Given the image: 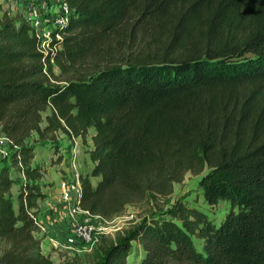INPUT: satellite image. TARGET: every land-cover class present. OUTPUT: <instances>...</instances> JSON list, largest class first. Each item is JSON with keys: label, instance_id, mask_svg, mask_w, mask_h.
<instances>
[{"label": "trees", "instance_id": "1", "mask_svg": "<svg viewBox=\"0 0 264 264\" xmlns=\"http://www.w3.org/2000/svg\"><path fill=\"white\" fill-rule=\"evenodd\" d=\"M65 1L70 17L47 54L24 19L0 15V132L14 147L0 167V264H55L36 234L43 170L26 139L84 140L90 128L80 202L91 213L112 219L205 165V201L230 204L218 224L177 201L101 235L96 264H128L137 241L133 264H264V0ZM133 21L149 42L117 53L114 37ZM51 60L63 81L50 78Z\"/></svg>", "mask_w": 264, "mask_h": 264}, {"label": "rangeland", "instance_id": "2", "mask_svg": "<svg viewBox=\"0 0 264 264\" xmlns=\"http://www.w3.org/2000/svg\"><path fill=\"white\" fill-rule=\"evenodd\" d=\"M8 0H0V15L3 12H9L10 15H15L17 20L23 19L22 17V4H16L15 9H12L10 4L6 5ZM16 2L17 0H12ZM19 1V0H18ZM26 2V0H24ZM22 1V2H24ZM46 3V14L49 18L52 15L57 13V9L59 7V3L61 0H43ZM139 22L134 23L128 22L125 25L123 31L120 32L119 36L114 37V44L116 48H118L117 53L125 54L127 51H130V54L136 53L139 50L145 49L143 45H146L149 42L150 35H146V33H141L139 30ZM48 24V23H47ZM51 74L50 78H54L57 76L60 81H63L66 78L65 74L61 73L60 68L55 64L52 63L51 65ZM54 75V76H53ZM46 112H49L47 110ZM45 122H42L44 125ZM93 129L90 128L87 131L85 139L83 140L81 136L78 138L83 140V147L82 151L87 152V148L89 146V140L91 139V133ZM1 133V132H0ZM69 138V136H67ZM70 139V138H69ZM54 140V141H53ZM26 142L28 145L33 146V153L35 150L34 155H36V159L38 163H34L33 165H39L44 172H47V155L52 148L53 150V158L54 162L57 161L56 159L59 155L56 153V149L60 146L58 140L55 139V134L53 138H50L49 134H45L42 138H39L36 133H32L27 139ZM92 142V141H91ZM73 147V144H72ZM51 148V149H50ZM88 153V152H87ZM62 154V153H61ZM60 154V155H61ZM77 156V152H76ZM89 158V156H88ZM87 157H83L78 159L77 161L80 163V170L86 167L89 168L90 162ZM33 159V158H32ZM31 159V162H32ZM39 159V160H38ZM4 165V161H0V167ZM42 165V166H41ZM210 170V167L205 165L202 169H195V170H188L185 172L183 178L179 182H175L173 184L172 192L167 195H160V194H149L145 199L142 201L132 203L127 205L121 214H126L127 218H119L116 221L110 223V225H114L119 227L117 231H109L108 234H105L112 239L118 234H121L123 231L128 229L129 227L133 226L135 223L139 222L143 218L148 217H163L166 214L167 209H169L175 202L180 201L184 205L188 207H196L207 214L211 220L215 221V223H219L220 220L224 217L226 212L230 209V204L225 201H218L216 204H209L205 201L202 195V189L200 187V179L202 176ZM20 171H17L15 168L10 169V174L12 177H19L18 179L22 180L20 176ZM42 173V175H43ZM99 179V178H98ZM60 178L57 180V184H59ZM47 186V183H43L42 185V192L44 193V197L47 196L46 191L47 189L43 188ZM19 186L18 184L13 185L11 188V192L13 194V205L17 209L18 201L16 200V194L18 192ZM42 199V198H39ZM37 212V210H36ZM62 223L65 225L62 231V235L51 237L50 240H47V231L48 228L46 225V231H38L37 236L41 238V241L45 244V254L49 255L50 259L55 264H96L97 261L102 257L100 250L97 247H93L91 250H86L83 247V243L76 238L71 225L68 224L67 217H62ZM53 240V243H52ZM47 241L50 243V248L47 252L46 244ZM99 241V240H98ZM196 244L200 245V240L195 239ZM133 250L131 254L127 256V263L133 264L142 254V249L140 243L134 242Z\"/></svg>", "mask_w": 264, "mask_h": 264}, {"label": "built area", "instance_id": "3", "mask_svg": "<svg viewBox=\"0 0 264 264\" xmlns=\"http://www.w3.org/2000/svg\"><path fill=\"white\" fill-rule=\"evenodd\" d=\"M46 3L43 0H26L22 17L29 25L30 32L38 40V50L44 54L54 51L57 46L53 40H61L62 34L56 29L68 22L71 14V8L65 0H61L57 13L49 18L46 14ZM48 23V24H47ZM53 63V60H51ZM78 136H69L73 144L71 156L65 157L63 154L61 164L66 163L67 168L59 180L60 188V205L59 210L63 216L67 217L68 224L76 236L82 243L86 250H91L97 243L101 235L108 234L109 231H117L119 227L110 225L113 221L119 218H127L126 214H119L112 219H103L99 215L91 213L81 205V181L82 173L80 170V163L77 161L76 150L74 148L75 141ZM11 139L5 134L0 133V161L10 165V156L12 154L13 146ZM58 159V158H57ZM56 159V160H57ZM18 165L22 167L20 160ZM14 167L9 166V169ZM24 180V174L19 172ZM38 231H46L44 224L37 220Z\"/></svg>", "mask_w": 264, "mask_h": 264}, {"label": "crops", "instance_id": "4", "mask_svg": "<svg viewBox=\"0 0 264 264\" xmlns=\"http://www.w3.org/2000/svg\"><path fill=\"white\" fill-rule=\"evenodd\" d=\"M1 1H3V0H1ZM22 1H24V0H19V1L17 0L16 2H13L12 0H8L6 2V5L10 4L11 8L15 9V5L17 3L22 4V7L18 6L17 9L22 8V11H24V6H25L26 2L25 1L22 2ZM22 14H23V12H22ZM92 134H93V132L91 133V135ZM78 137H77V139L75 141V145H74V148L77 152V157H78V159L83 158V157L88 158V153L82 151V147H83L84 142H83V140L79 139ZM55 139L58 140V143H60V146L58 147V149L55 150L56 153L59 155V157H58L57 161H55V162H54V159H52L53 155H54L53 150L55 149V145H56L55 144L54 148H52V150H51V154H50V150H49L48 155H47L48 156L47 157V167H44V169H47V172H44L40 178L41 183H47V186L43 187V188L47 189V191L45 193V194H47V196L43 197L42 199H38L36 202V206H35V210H37V219L39 220V222L46 225L48 228L47 240H50L51 237H53V235L54 236L62 235L63 228L65 227V225L62 223L63 213H61L59 210L60 188H59V184H57V180L64 173L63 170L67 168L66 163H64V165L61 164L62 155H60V154L62 153L65 157L71 156V151L73 149L72 141L67 137V135L64 132L57 131L55 133ZM89 141L90 142H89V146H88L87 150L92 147L91 139ZM34 153H35V150H34ZM36 157H37L36 155L33 156L31 165H33L34 163H38ZM89 162H90L89 168H86V167L82 168V171H81L82 176L87 175L89 173V171L92 167V162L90 160H89ZM88 177H89L92 184H95L99 178L97 176H90V175ZM42 241H41V249L45 253V244ZM52 243H53V240H52ZM46 248H47V252H48V250L50 248V243L48 241L46 244Z\"/></svg>", "mask_w": 264, "mask_h": 264}]
</instances>
